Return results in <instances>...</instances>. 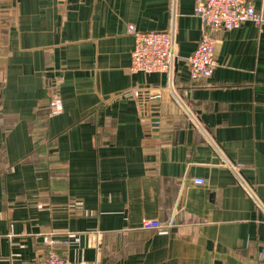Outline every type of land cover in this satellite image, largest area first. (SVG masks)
Wrapping results in <instances>:
<instances>
[{"label":"crops","instance_id":"0c3cea01","mask_svg":"<svg viewBox=\"0 0 264 264\" xmlns=\"http://www.w3.org/2000/svg\"><path fill=\"white\" fill-rule=\"evenodd\" d=\"M172 22V76L131 72L128 26ZM202 29L194 0H0V264L45 238L70 264H264V24L215 33L193 81Z\"/></svg>","mask_w":264,"mask_h":264},{"label":"built area","instance_id":"2783aa9c","mask_svg":"<svg viewBox=\"0 0 264 264\" xmlns=\"http://www.w3.org/2000/svg\"><path fill=\"white\" fill-rule=\"evenodd\" d=\"M194 14L202 24L201 36L191 54L185 60L189 78L193 81L211 76L216 65L214 52L217 44L215 33L232 30L244 22L250 21L257 26L264 24V0L256 8L253 0H194ZM172 20V17H171ZM174 24L165 31H142L131 24L127 33L133 38V48L130 56L131 72L165 73L172 76L179 55L176 52ZM133 95H139L138 89H133ZM52 111L57 112L60 99L55 97L51 103ZM202 182L203 180H195ZM144 228H160L158 220H144ZM49 250L41 264H70L57 253L54 241L45 238Z\"/></svg>","mask_w":264,"mask_h":264}]
</instances>
